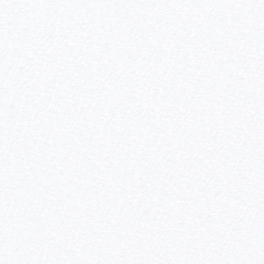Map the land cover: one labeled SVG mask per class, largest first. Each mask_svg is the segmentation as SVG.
<instances>
[{"label": "snow or ice", "instance_id": "6c2138e0", "mask_svg": "<svg viewBox=\"0 0 264 264\" xmlns=\"http://www.w3.org/2000/svg\"><path fill=\"white\" fill-rule=\"evenodd\" d=\"M0 264H264V0H0Z\"/></svg>", "mask_w": 264, "mask_h": 264}]
</instances>
